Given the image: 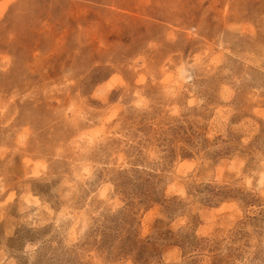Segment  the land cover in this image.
Returning a JSON list of instances; mask_svg holds the SVG:
<instances>
[{
	"label": "rangeland",
	"instance_id": "obj_1",
	"mask_svg": "<svg viewBox=\"0 0 264 264\" xmlns=\"http://www.w3.org/2000/svg\"><path fill=\"white\" fill-rule=\"evenodd\" d=\"M0 264H264V0H0Z\"/></svg>",
	"mask_w": 264,
	"mask_h": 264
}]
</instances>
